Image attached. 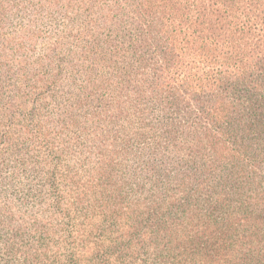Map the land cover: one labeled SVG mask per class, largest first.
Returning <instances> with one entry per match:
<instances>
[{
  "label": "trees",
  "instance_id": "1",
  "mask_svg": "<svg viewBox=\"0 0 264 264\" xmlns=\"http://www.w3.org/2000/svg\"><path fill=\"white\" fill-rule=\"evenodd\" d=\"M0 180L1 264H264V0H0Z\"/></svg>",
  "mask_w": 264,
  "mask_h": 264
},
{
  "label": "rangeland",
  "instance_id": "2",
  "mask_svg": "<svg viewBox=\"0 0 264 264\" xmlns=\"http://www.w3.org/2000/svg\"><path fill=\"white\" fill-rule=\"evenodd\" d=\"M0 182H1L0 183V192L7 191L8 186L5 183H3L1 180H0ZM257 190L260 194L263 193L264 192V184L259 183ZM19 199H20V196L15 195V194H12V196L9 198L10 202H12V204L14 205L13 209H14L16 217H18V218L24 217V215H26V213L29 210H31L29 207L20 205L22 202ZM141 200H143V196H142ZM7 240L9 241V239H7ZM6 259L7 258H5L4 256H2L0 254V264L6 262Z\"/></svg>",
  "mask_w": 264,
  "mask_h": 264
}]
</instances>
